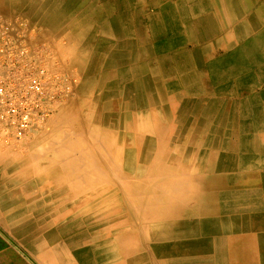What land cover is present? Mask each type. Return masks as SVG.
<instances>
[{
  "label": "bare ground",
  "instance_id": "1",
  "mask_svg": "<svg viewBox=\"0 0 264 264\" xmlns=\"http://www.w3.org/2000/svg\"><path fill=\"white\" fill-rule=\"evenodd\" d=\"M37 1L86 111L25 176L53 194L50 242L79 264H264V0Z\"/></svg>",
  "mask_w": 264,
  "mask_h": 264
},
{
  "label": "built area",
  "instance_id": "2",
  "mask_svg": "<svg viewBox=\"0 0 264 264\" xmlns=\"http://www.w3.org/2000/svg\"><path fill=\"white\" fill-rule=\"evenodd\" d=\"M21 19L0 17V143L30 139L74 93L73 73L50 67V52L33 44Z\"/></svg>",
  "mask_w": 264,
  "mask_h": 264
},
{
  "label": "crops",
  "instance_id": "3",
  "mask_svg": "<svg viewBox=\"0 0 264 264\" xmlns=\"http://www.w3.org/2000/svg\"><path fill=\"white\" fill-rule=\"evenodd\" d=\"M28 2L31 5L26 4V0H0V17L21 18L29 24L30 30L37 29L36 38L40 42L44 44L43 40L51 41L55 33L46 32L42 6L37 0ZM56 36L65 38L67 43L64 52L56 49L57 55L71 58L72 61V56L67 52L69 38L58 34ZM7 148L8 146L0 143V264H79L74 259L63 256L60 252L64 250L50 242L49 230L56 229V226L49 227L47 223L36 222L35 216L43 212V209L54 213L53 194H44L38 189L37 179L32 187L31 179L27 182L25 176L21 177L23 174H12V169L23 172L27 162L25 158L11 159ZM39 163L35 161L33 166ZM27 185L33 189H26ZM44 202L47 205L41 207L40 204ZM30 220H33V224Z\"/></svg>",
  "mask_w": 264,
  "mask_h": 264
},
{
  "label": "rangeland",
  "instance_id": "4",
  "mask_svg": "<svg viewBox=\"0 0 264 264\" xmlns=\"http://www.w3.org/2000/svg\"><path fill=\"white\" fill-rule=\"evenodd\" d=\"M4 18L21 19L18 17H4ZM21 20H23V19H21ZM27 25L29 27L28 23H27ZM29 29H30V27H29ZM33 29H31L32 34H33L31 41L33 44H42L49 49L50 56H51L50 62H49L50 67H59V68L63 69L64 71L73 73L77 79V82H76V86H75L73 95L66 102L60 104L58 106V108L55 109V111L52 114V116L50 117L49 121L42 127V129H40L39 131H36L33 134V136L30 139H28L27 141L18 143L14 146L7 148L10 151L9 153H10L11 159H13V158H18V159L25 158L26 159L27 166L23 172H18V171H15L14 169H12V171H11L12 174H16V175H18L20 173L23 174L22 177L26 176V174L28 172L27 171L28 168L33 167V164L35 163V159H38L39 161L40 160L42 161V159L48 161L49 158L53 159L55 157L56 153L53 151V149L57 148V146H58L56 144V141H60L63 144V143L68 142V141L70 142V140H73L75 138V133L73 132L71 126H69L67 123L61 124V123L57 122L59 115L64 114L65 110L72 109L73 107H74V109H73L74 112L76 111L78 113V114L75 113L78 116V118H81V117L83 118L85 116V113H86V111H85L83 105H81V103L75 102L76 105L73 106V102L78 100V98L80 96V93H79L80 87L82 86V83L84 81L83 72H81V69H79L78 67L73 66L70 63L71 60H69V58H65L63 56L59 57L57 55L56 49L58 51L63 50V52H64L65 47H67V43H66L65 38H60V37L56 36V34L63 35L60 32V27L55 28V31L53 32L55 34H53V38H51L52 39L51 41L50 40L49 41L43 40L44 44H43V42H40L36 38L37 34H38L37 29L36 30L35 29L33 30ZM49 33H51V31ZM80 74H81V76H80ZM82 118L79 119L78 126L82 125V123H83ZM76 140H79V136H77ZM45 143H46L47 147L42 146L43 149L40 150V147H41L40 145L45 144ZM34 144H37L38 146H40L39 147L40 151L29 148L31 145H34ZM47 144H49V145H47ZM62 144H60V146H62ZM60 149H61L60 152L62 154V155H60L61 165L63 166L62 168L68 169L66 160L68 159V157L77 156L78 151L73 150V149L70 150V149H67L65 147H63V148L61 147ZM6 151H8V150H6ZM35 157H37V158H35ZM30 174L31 175L29 176V178H31L30 181H32L31 185H32V187H34L33 185L36 183L34 181H35V179H38V177L36 176L35 171L34 172L32 171ZM39 184H42V183L40 181H38V183H36V185H39Z\"/></svg>",
  "mask_w": 264,
  "mask_h": 264
}]
</instances>
